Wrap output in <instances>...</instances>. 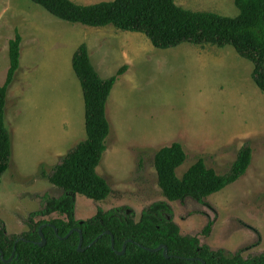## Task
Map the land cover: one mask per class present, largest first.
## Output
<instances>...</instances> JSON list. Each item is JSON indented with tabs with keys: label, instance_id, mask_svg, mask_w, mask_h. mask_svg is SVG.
Returning <instances> with one entry per match:
<instances>
[{
	"label": "rangeland",
	"instance_id": "1",
	"mask_svg": "<svg viewBox=\"0 0 264 264\" xmlns=\"http://www.w3.org/2000/svg\"><path fill=\"white\" fill-rule=\"evenodd\" d=\"M174 1L192 11L239 13L234 0ZM16 32L21 36L20 64L5 112L11 159L0 182V219L9 235L27 230L28 214L42 209L45 196L63 194L42 171L49 173L85 138L82 89L71 62L85 43L102 78L126 68L107 100L110 133L96 168L111 193L102 201L73 195L75 218L119 208L138 220L151 203L166 201L182 235H197L212 250L241 251L244 257L264 251V92L251 78V62L230 45L182 43L160 49L141 32L71 23L30 0H0V85ZM173 141L187 152L178 176L199 157L226 173L246 142L252 161L245 175L203 201L187 197L171 202L158 186L154 155ZM52 218L63 216L44 217ZM208 222L211 229L203 235Z\"/></svg>",
	"mask_w": 264,
	"mask_h": 264
},
{
	"label": "trees",
	"instance_id": "2",
	"mask_svg": "<svg viewBox=\"0 0 264 264\" xmlns=\"http://www.w3.org/2000/svg\"><path fill=\"white\" fill-rule=\"evenodd\" d=\"M30 1L71 23L90 27L113 25L117 29L141 32L160 49L182 43L230 45L239 56L252 63L251 78L264 92V0H234L239 11L235 17L187 10L174 0H112L89 5L71 0ZM20 45L21 36L16 32L9 41V67L5 81L0 85V182L11 159V135L6 126L5 112L8 89L20 64ZM71 62L82 89L85 138L62 156L49 173L42 171V175L63 190V194L59 197L45 196L42 209L28 214L25 220L27 230L9 235L0 219L3 258L7 260L14 253L13 259L7 263L0 256V264H203L202 261L206 264H264V251L244 257L241 251L212 250L202 244L197 235H182L166 201L151 203L142 210L138 220L119 208H99L87 219L75 218L73 195L102 201L111 193L109 184L96 168L110 133L107 100L117 77L126 67H121L115 75L102 78L91 63L85 43L77 47ZM186 156L184 146L177 141L160 147L154 155L158 186L168 201L190 197L201 202L221 191L245 175L253 150L249 142L244 143L226 173H218L199 157L178 176L176 170L185 162ZM53 213L63 218L44 219ZM38 217L41 218L36 220ZM211 225V222L206 224L203 235L209 233ZM41 226L46 241L43 246L39 245ZM73 229L81 231V251L78 250V231L64 238ZM124 244V253L118 254ZM159 245L167 246L168 258L164 257L162 250L151 252L146 249H155Z\"/></svg>",
	"mask_w": 264,
	"mask_h": 264
},
{
	"label": "water",
	"instance_id": "3",
	"mask_svg": "<svg viewBox=\"0 0 264 264\" xmlns=\"http://www.w3.org/2000/svg\"><path fill=\"white\" fill-rule=\"evenodd\" d=\"M130 211H127V213H129ZM42 228H43V226H41L40 227V230H39V234H40V238H41V241L39 242V245L40 246H43L44 244H45V238H44V235H43V233H42ZM73 231H78L79 232V234H80V241H79V244H78V250L79 251H81L82 250V234H81V231L80 230H78V229H73V230H71L64 238H68L69 237V235H71L72 233H73ZM55 232L57 233V229H55ZM106 234H110V232H108V231H106L105 232ZM101 236H99L97 239H95L94 240V242H96L99 238H100ZM129 242H132L131 240H129ZM111 244H112V248H113V246H114V239H113V236H111ZM125 248H126V244H124V246H123V249L121 250V251H119V252H117L118 254H122V253H124V251H125ZM147 250H149V251H151V252H157V251H160V250H162L163 251V255H164V257H166V258H168L169 256H168V254H167V246L166 245H159L157 248H155V249H149V248H146ZM0 256H1V259L4 261V262H10L12 259H13V257H14V253L11 255V257L9 258V259H7V260H5L4 258H3V253L1 252V250H0ZM194 260V259H193ZM202 263L203 264H206L205 262H203L202 261Z\"/></svg>",
	"mask_w": 264,
	"mask_h": 264
}]
</instances>
